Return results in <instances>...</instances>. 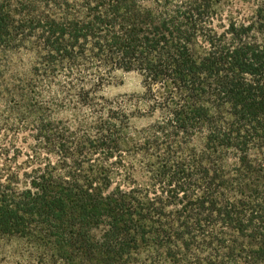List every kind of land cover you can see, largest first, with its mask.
Listing matches in <instances>:
<instances>
[{"label":"trees","instance_id":"1","mask_svg":"<svg viewBox=\"0 0 264 264\" xmlns=\"http://www.w3.org/2000/svg\"><path fill=\"white\" fill-rule=\"evenodd\" d=\"M0 264H264V0H0Z\"/></svg>","mask_w":264,"mask_h":264},{"label":"rangeland","instance_id":"2","mask_svg":"<svg viewBox=\"0 0 264 264\" xmlns=\"http://www.w3.org/2000/svg\"><path fill=\"white\" fill-rule=\"evenodd\" d=\"M143 91L142 79L137 73L118 72L113 83L105 89V94L111 98H121L141 94ZM148 121V118H136L135 124L141 127Z\"/></svg>","mask_w":264,"mask_h":264}]
</instances>
